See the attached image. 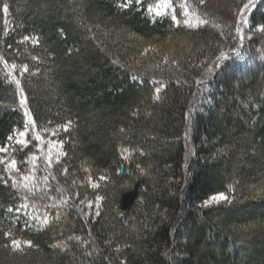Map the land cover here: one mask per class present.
I'll return each instance as SVG.
<instances>
[{
  "label": "trees",
  "instance_id": "obj_1",
  "mask_svg": "<svg viewBox=\"0 0 264 264\" xmlns=\"http://www.w3.org/2000/svg\"><path fill=\"white\" fill-rule=\"evenodd\" d=\"M164 1L0 0V54L38 70L21 80L36 131L46 126L42 136L66 153L46 170L0 64V264H264V36L251 27L264 0L242 26L248 60L233 52L236 18L228 59L217 54L203 76L197 57L213 46L215 22L185 25L184 0L156 15ZM25 35L39 44L20 43ZM168 36L193 45L151 50ZM13 159L17 171H6ZM229 187L231 204L197 207ZM11 239L33 246L13 252Z\"/></svg>",
  "mask_w": 264,
  "mask_h": 264
},
{
  "label": "snow or ice",
  "instance_id": "obj_2",
  "mask_svg": "<svg viewBox=\"0 0 264 264\" xmlns=\"http://www.w3.org/2000/svg\"><path fill=\"white\" fill-rule=\"evenodd\" d=\"M262 2V0H246V2L242 3V5H237V19L235 21V32L236 34L239 36V45H237L236 47L233 48V52L236 55V57H241V52H240V48L243 47V41L245 39V34L242 32V26L244 25H249L250 24V20L248 19V14L253 10V9H257L258 4H260ZM205 4V0H198V5H204ZM126 6V5H123ZM3 12L4 13H8L9 11V5L7 2H5L3 4ZM159 15V13H158ZM183 15L185 16V19L183 20V23L185 25H189L191 26L192 24V18L195 19V21H197L200 24H208L210 21L206 18H204V16H206L207 14H201L197 11V8L192 7V5L188 2V0H184V12ZM172 21L179 25L181 23L180 20L177 19V16L175 14L172 15L171 17ZM217 27H219V25H217ZM252 29H253V35L255 34H260L261 36H264V20H261L260 22L256 23V24H252L251 25ZM247 38L251 39L252 36H248ZM24 42H31L32 45H38L39 44V38L35 37V36H30V35H25L22 37V40L20 41V43H24ZM10 47V46H9ZM147 51V50H145ZM32 60L34 61H38L40 58L33 55L31 57ZM228 56L224 53V52H220L219 56L216 58L217 62L222 61V60H227ZM167 59H165V63H167ZM0 64H3V73L5 78H10L11 81L15 84L16 89L18 90V95H19V105L20 107L23 109V114L25 117V128L28 129L30 128L31 131L33 132V136L32 139H34L35 141H37L38 143L36 145H34V147L43 153V159L45 161V166H46V170L47 169H51L53 163H59L60 157L63 155H66V153H64L62 151L63 149V141L62 140H56L53 141L51 139L45 141L44 137L42 136V132H46L48 131L46 126H41V130L40 131H36L37 129V121L36 119H34L33 114L30 110V108L28 107V96L26 95L25 92V88L22 86L21 84V80L23 78H25V74L27 73L28 76H36L37 75V71L38 70H33L30 65L28 63H21L18 64L15 60L9 62L7 59H5V57L3 56V54H0ZM213 71L212 67H208L207 68V72L211 73ZM203 81H197V84H202ZM156 99H159V92L160 89L159 87L156 88ZM50 123V122H49ZM71 121H68L65 124H61L58 125L56 129L52 130V135H56L58 130L60 128H62L64 131H68L69 127L71 126ZM121 131L123 132L124 129H121ZM26 135L25 131H20L19 132V136L20 137H24ZM9 139H13V137H10ZM47 142V144L49 145L48 151L44 152L43 149V144ZM17 143H19L22 147H27L28 144L30 143V141L25 140V139H19L17 141ZM55 145L57 146L59 149H61L60 152L57 153L56 159L53 160L51 152H52V146ZM7 151V149L5 148H0V152H4ZM125 152H127V149H124ZM37 157L35 155H33L30 160L29 163L33 164L35 166V161H36ZM0 163H3V161H0ZM16 160L13 159L10 162V165L6 168V171L12 172V171H17L16 168ZM65 171H67L65 169ZM49 175L51 174L50 172L48 173ZM34 175V173H33ZM47 175L44 177V181L45 183L47 182ZM22 179L27 180L29 179L28 176H24ZM53 179H55V176H53ZM101 180L106 179V177L101 176L100 177ZM12 186L13 187H17L18 183L16 180H13L12 182ZM24 188H28L27 184H23L22 185ZM98 185L96 183H92V187L96 188ZM32 189L29 188V192H31ZM232 189L231 187H229L228 191H220V192H216L210 196H208L206 199H204L199 205V208L202 209H208L211 208L213 206H220L221 204L227 203V204H231L232 203V197L229 196V192H231ZM102 198L100 196H96L95 197V202H96V206L99 207V201ZM66 203V201H64ZM81 203H83V201H81ZM93 205L92 201H88V208L91 209ZM27 205L26 204H21L20 208H26ZM20 208H17L16 211L19 212ZM9 212L13 211V208H8ZM90 214V213H85ZM96 215H99V212H96ZM44 224L49 223V218L48 216H44L43 217V221ZM6 235L10 236L11 233H6ZM32 242L30 240L28 241H22L19 239H11L10 241V247L11 250L13 252H19L22 251L24 247H28L31 248ZM5 247H9L8 244H5ZM117 251H119V249H117ZM121 264H123V261L121 262Z\"/></svg>",
  "mask_w": 264,
  "mask_h": 264
},
{
  "label": "rangeland",
  "instance_id": "obj_3",
  "mask_svg": "<svg viewBox=\"0 0 264 264\" xmlns=\"http://www.w3.org/2000/svg\"><path fill=\"white\" fill-rule=\"evenodd\" d=\"M196 2L197 7L200 9H202V11L204 12L203 14H207L205 17L206 19L209 20L212 19L215 22V36L217 37L213 43V46H211V48H207L204 52V54H202L200 57H197L198 63H199V75H204L207 72V67H209V65L211 64L213 58L219 54L220 52H224L227 51L229 48H231L233 46L232 41H234V32H233V28L232 27L235 19L237 18V5H242V3L246 2V0H205V4L204 5H198V0H194ZM169 5L170 3L168 2V0H165L164 2H162L160 5H158V7L155 10V14L159 15L160 14H165L167 13L166 11L169 9ZM201 11V10H200ZM201 11V12H202ZM200 12V13H201ZM202 14V13H201ZM216 24H220L222 26H226L227 28L223 31L219 30V28L216 26ZM201 25L200 23H198L197 21H195L194 18H192V24L191 26H198ZM231 31V32H230ZM178 38L172 37V36H168L167 38H165L164 40H159V39H154L153 43L150 44V48L152 47L151 50L155 51H159L162 50L168 52H171V55H175L178 52L184 53L185 54V49L189 48V46L193 45L191 39L187 36H184V38H182V41H177ZM162 47V48H161ZM164 54H166L165 52H163ZM171 55H167V56H163L165 57V59L167 60H171L169 59V57ZM242 58L239 57V61L240 63L244 64L247 60L248 57L246 56H241ZM171 58V57H170ZM24 137H21L20 139H24ZM51 138H47L45 137L44 140L47 141ZM53 140V139H51ZM56 141V140H53ZM44 151L47 152L49 145L47 144V142H45L44 144ZM61 149H59L57 146L53 145L52 146V158L53 160L56 159L57 153L60 152ZM62 157V156H61ZM60 157V159H61ZM38 159V157H37ZM36 159V161H37ZM53 163L52 166H54ZM227 204V203H224ZM223 206V204H221ZM198 207V206H197ZM214 207V206H213ZM92 208H96V203H94L92 205ZM185 242V234H181V239L179 244H184Z\"/></svg>",
  "mask_w": 264,
  "mask_h": 264
}]
</instances>
